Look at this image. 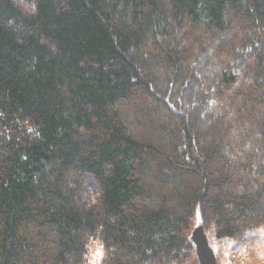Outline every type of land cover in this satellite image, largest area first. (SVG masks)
I'll use <instances>...</instances> for the list:
<instances>
[{"label":"trees","instance_id":"16d2710c","mask_svg":"<svg viewBox=\"0 0 264 264\" xmlns=\"http://www.w3.org/2000/svg\"><path fill=\"white\" fill-rule=\"evenodd\" d=\"M264 264V0H0V264Z\"/></svg>","mask_w":264,"mask_h":264},{"label":"water","instance_id":"95a60500","mask_svg":"<svg viewBox=\"0 0 264 264\" xmlns=\"http://www.w3.org/2000/svg\"><path fill=\"white\" fill-rule=\"evenodd\" d=\"M199 264H217L216 253L209 244L202 222H198L191 233Z\"/></svg>","mask_w":264,"mask_h":264}]
</instances>
